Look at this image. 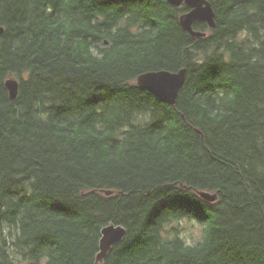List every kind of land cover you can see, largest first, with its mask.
<instances>
[{
	"label": "trees",
	"instance_id": "16d2710c",
	"mask_svg": "<svg viewBox=\"0 0 264 264\" xmlns=\"http://www.w3.org/2000/svg\"><path fill=\"white\" fill-rule=\"evenodd\" d=\"M208 1L193 38L168 0H0V264H264V0ZM182 68L175 105L137 84Z\"/></svg>",
	"mask_w": 264,
	"mask_h": 264
},
{
	"label": "water",
	"instance_id": "95a60500",
	"mask_svg": "<svg viewBox=\"0 0 264 264\" xmlns=\"http://www.w3.org/2000/svg\"><path fill=\"white\" fill-rule=\"evenodd\" d=\"M175 6L185 4L190 10L180 16V24L193 38L205 36L206 32L198 31L194 28L195 22L205 21L210 28L216 25L215 11L208 0H168ZM4 32V27L0 26V36ZM186 68L179 71L168 69L150 70L138 76V85L153 94L165 103L175 105L179 92L186 80ZM6 87L10 97L16 99L19 94L20 81L16 77H9L6 80ZM204 198L209 201H216L218 193L202 192ZM126 228L122 224L112 223L102 230L100 242V253L98 259L106 257L112 246L121 241L126 235Z\"/></svg>",
	"mask_w": 264,
	"mask_h": 264
},
{
	"label": "clouds",
	"instance_id": "9594fccd",
	"mask_svg": "<svg viewBox=\"0 0 264 264\" xmlns=\"http://www.w3.org/2000/svg\"><path fill=\"white\" fill-rule=\"evenodd\" d=\"M203 56H204V54L202 52H194V54H193L194 62H197V63L202 62ZM220 95L222 96L223 93L221 92ZM218 103H219V101H218ZM223 114L224 113H223L222 109H216L210 113V116L212 118H220L223 116ZM136 119H137V122H139L141 125H143V124L147 123L148 121H150L151 116H150V113H140L137 115ZM165 228H167V225H165ZM194 232H195V239H189L186 237H182V239H184L185 249H190V248L196 247V244L198 241L202 243V237L200 235L199 226H197L196 229H194ZM162 235H163V233H162ZM167 239H171V237H167ZM48 260H49V257L47 255H44L40 258L39 264H48ZM24 264H28V262L25 261Z\"/></svg>",
	"mask_w": 264,
	"mask_h": 264
},
{
	"label": "bare ground",
	"instance_id": "6f19581e",
	"mask_svg": "<svg viewBox=\"0 0 264 264\" xmlns=\"http://www.w3.org/2000/svg\"><path fill=\"white\" fill-rule=\"evenodd\" d=\"M198 31H200V30H198ZM202 32H205V31H202ZM206 34H207V33H206ZM106 43H107V42H106ZM137 84H138V79H137ZM154 95H155V94H154ZM155 96H156V95H155ZM161 101H162V100H161ZM176 102H177V101H176ZM202 192H210V191H200V192H199V195H200L203 199L208 200V199H206V198L203 197ZM108 193H111V192L109 191ZM210 193H212V192H210ZM208 201H209V200H208ZM211 202H213V201H211ZM110 224H112V223H110ZM110 224H108V225H110ZM108 225H106V226H108ZM106 226H105V227H106ZM124 227H125V226H124ZM125 228H126V227H125ZM102 230H103V229H102ZM126 230H127V229H126ZM126 233H127V231H126ZM101 238H102V237H101ZM100 242H101V240H100ZM119 242H120V241H119ZM119 242H117V243H119ZM117 243H115V244H117ZM115 244H114V245H115ZM114 245H113V246H114ZM113 246H112V247H113ZM100 250H101V249H100ZM99 253H100V251H99ZM99 253H98V255H99ZM107 254H108V253H107ZM102 260H103V259H102ZM102 260H99V259H98V256H97V260H96L97 263H98V262H101Z\"/></svg>",
	"mask_w": 264,
	"mask_h": 264
}]
</instances>
